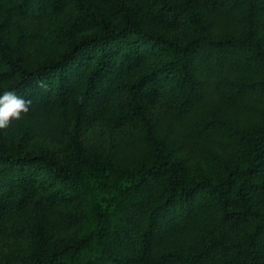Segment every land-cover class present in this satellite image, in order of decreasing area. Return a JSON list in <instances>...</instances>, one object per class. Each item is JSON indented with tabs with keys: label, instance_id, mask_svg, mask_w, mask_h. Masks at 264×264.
<instances>
[{
	"label": "trees",
	"instance_id": "16d2710c",
	"mask_svg": "<svg viewBox=\"0 0 264 264\" xmlns=\"http://www.w3.org/2000/svg\"><path fill=\"white\" fill-rule=\"evenodd\" d=\"M125 1L0 0V93L26 119L143 126L124 153L72 138L75 165L0 129V238L27 239L20 264H264V0H139L179 37Z\"/></svg>",
	"mask_w": 264,
	"mask_h": 264
},
{
	"label": "rangeland",
	"instance_id": "374dc122",
	"mask_svg": "<svg viewBox=\"0 0 264 264\" xmlns=\"http://www.w3.org/2000/svg\"><path fill=\"white\" fill-rule=\"evenodd\" d=\"M125 2L140 15L144 27L168 37L181 35L182 29L178 25L160 24L147 17L145 8L139 0H126ZM105 14L113 21H117L116 15L112 12L105 11ZM89 32L90 30L81 31V33ZM144 112L151 124L160 125L162 123L163 107L160 100L147 101L144 105ZM32 118V121H29L22 114L21 118L11 120L7 127L0 128L5 139L9 143L19 146L23 152L41 151L57 157L68 165L77 163V160L68 153L66 147L72 138H75L81 147L92 152L124 153L135 144L143 127L141 123L116 126L101 114L89 118L77 128L71 121L58 122L47 110L39 111ZM173 132L177 141H180L184 134L189 136L182 126L173 127ZM45 232L50 239L54 240L66 237L72 231L48 226ZM26 251L27 239L25 237L0 238V264H20Z\"/></svg>",
	"mask_w": 264,
	"mask_h": 264
},
{
	"label": "clouds",
	"instance_id": "9594fccd",
	"mask_svg": "<svg viewBox=\"0 0 264 264\" xmlns=\"http://www.w3.org/2000/svg\"><path fill=\"white\" fill-rule=\"evenodd\" d=\"M31 101L15 90L0 93V128L7 127L11 120L21 118L29 111Z\"/></svg>",
	"mask_w": 264,
	"mask_h": 264
}]
</instances>
